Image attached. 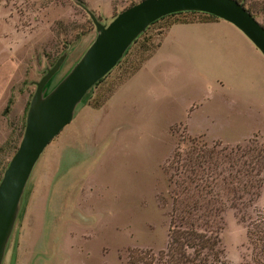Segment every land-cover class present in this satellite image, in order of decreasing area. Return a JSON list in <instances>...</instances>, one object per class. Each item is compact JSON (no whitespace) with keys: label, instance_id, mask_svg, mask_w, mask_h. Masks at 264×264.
<instances>
[{"label":"rangeland","instance_id":"rangeland-1","mask_svg":"<svg viewBox=\"0 0 264 264\" xmlns=\"http://www.w3.org/2000/svg\"><path fill=\"white\" fill-rule=\"evenodd\" d=\"M80 1L107 23L139 0ZM244 4L264 27V0ZM161 27L148 26L133 41L44 148L1 264H164L176 154L190 139L206 148L219 143L242 149L238 165L251 162L249 140L264 146V66L225 61L219 43L172 26L162 38ZM94 37L72 0H0V177L34 82L66 53L54 84ZM234 204L215 220L218 243L207 264H257L256 237L251 244L246 231L264 218V182L251 202L244 196Z\"/></svg>","mask_w":264,"mask_h":264},{"label":"water","instance_id":"water-1","mask_svg":"<svg viewBox=\"0 0 264 264\" xmlns=\"http://www.w3.org/2000/svg\"><path fill=\"white\" fill-rule=\"evenodd\" d=\"M91 21L95 37L48 90L66 53L34 82L17 147L0 178V264L30 173L44 148L71 121L87 91L121 59L126 49L154 21L173 13H204L235 27L264 58V27L236 0H139L109 22H100L80 0H72Z\"/></svg>","mask_w":264,"mask_h":264},{"label":"trees","instance_id":"trees-1","mask_svg":"<svg viewBox=\"0 0 264 264\" xmlns=\"http://www.w3.org/2000/svg\"><path fill=\"white\" fill-rule=\"evenodd\" d=\"M236 1L242 3L244 8L254 17L250 8L244 4V0ZM82 4L84 5L83 2ZM217 20L216 17L204 13L180 12L164 16L149 26L160 23L163 36L173 24L208 23ZM149 57L150 54L141 62L146 61ZM56 76L57 73L47 84L48 90L60 79L53 84L52 81ZM103 78L98 80L92 88L99 84ZM92 88L81 101L88 99V94ZM10 103L11 99H8L3 113L7 112ZM99 105L95 104L96 108L100 107ZM189 142L190 147L187 151L183 155L176 154L175 156L176 180L174 186L177 191L172 200L168 243L166 250L161 253L164 264H207V255L214 251L218 243L214 231L215 220L226 207V203L230 207H234V201H240L244 196H246L248 203L251 202L257 196V190L264 182L262 179L264 168L263 144L257 145L255 140H249L245 150H247L246 155L250 154L251 162L248 164L242 162L236 165L235 156L242 151L239 147L230 149L215 143L210 148H206L204 144L196 145L194 139H190ZM16 147L17 144L15 143L9 149L11 155ZM6 165L7 163L2 172ZM233 182L236 185L232 187ZM260 224H264V218L248 223L246 231L251 244H254L253 237H256L258 253L255 262L257 264H262L264 260V230L259 228ZM256 225L258 226L256 232L250 230Z\"/></svg>","mask_w":264,"mask_h":264},{"label":"crops","instance_id":"crops-1","mask_svg":"<svg viewBox=\"0 0 264 264\" xmlns=\"http://www.w3.org/2000/svg\"><path fill=\"white\" fill-rule=\"evenodd\" d=\"M173 25L171 26L174 30L178 29L182 35H203L199 38L212 41L213 43H219V47L221 48L217 49V53L225 61L231 59L238 66H243L247 70L250 65L256 63L263 69L264 58L261 54L235 27L227 22L218 19L217 21L208 23ZM171 26L166 30L162 38L168 33Z\"/></svg>","mask_w":264,"mask_h":264}]
</instances>
